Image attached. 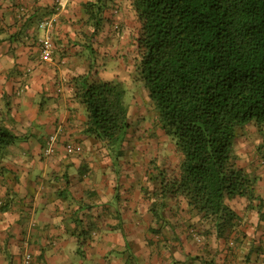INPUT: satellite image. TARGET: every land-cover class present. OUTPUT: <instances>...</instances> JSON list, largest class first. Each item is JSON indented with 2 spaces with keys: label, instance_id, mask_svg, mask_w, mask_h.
I'll return each instance as SVG.
<instances>
[{
  "label": "crops",
  "instance_id": "obj_1",
  "mask_svg": "<svg viewBox=\"0 0 264 264\" xmlns=\"http://www.w3.org/2000/svg\"><path fill=\"white\" fill-rule=\"evenodd\" d=\"M133 2L0 0V122L17 137L0 169V202L10 201L0 213V264H24L26 254L30 264H264L258 203L248 209L241 199L226 201L240 219L228 240L200 225L180 198H168L158 220L150 212L142 191L150 188L147 175L156 164L172 173L178 158L134 80L140 23ZM98 9L96 29L91 14ZM48 19L53 26L44 31ZM47 36L53 54L42 61ZM86 75L126 90L130 128L117 165L84 133L74 79ZM54 134L55 153L45 159ZM66 143L80 144L82 154H67ZM261 143L250 126L234 146L237 166L256 176V196L264 201ZM189 224L208 232L203 242L189 236Z\"/></svg>",
  "mask_w": 264,
  "mask_h": 264
},
{
  "label": "trees",
  "instance_id": "obj_2",
  "mask_svg": "<svg viewBox=\"0 0 264 264\" xmlns=\"http://www.w3.org/2000/svg\"><path fill=\"white\" fill-rule=\"evenodd\" d=\"M132 6L140 23L134 80L146 89L157 128L178 158L172 173L156 164L147 175L150 188L142 191L150 212L158 220L166 200L180 198L200 225L228 240L240 219L227 200L241 199L248 209L258 203L264 216L257 178L237 166L234 146L253 126L264 162V0H134ZM91 17L97 29L100 10ZM74 86L86 113L84 133L117 165L130 128L126 90L90 75L75 78ZM16 140L0 122V169ZM9 209L8 199L0 202V213ZM186 230L197 243L208 233L194 224Z\"/></svg>",
  "mask_w": 264,
  "mask_h": 264
},
{
  "label": "built area",
  "instance_id": "obj_3",
  "mask_svg": "<svg viewBox=\"0 0 264 264\" xmlns=\"http://www.w3.org/2000/svg\"><path fill=\"white\" fill-rule=\"evenodd\" d=\"M52 26H53L52 19L45 20L40 24V28L45 31L51 29ZM52 54H53V43L50 37L47 36L46 38L40 41V58L42 61H48L52 58ZM57 143L58 140L56 134L48 137L46 146L42 151V155L45 159H49L54 155ZM64 148L66 153L69 155H79L80 153H82V146L78 143H66L64 145ZM31 260H32L31 255L26 254L24 257V264H30Z\"/></svg>",
  "mask_w": 264,
  "mask_h": 264
}]
</instances>
